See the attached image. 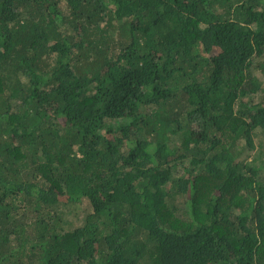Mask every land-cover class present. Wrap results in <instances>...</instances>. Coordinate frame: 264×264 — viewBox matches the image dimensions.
Wrapping results in <instances>:
<instances>
[{
	"label": "trees",
	"instance_id": "obj_1",
	"mask_svg": "<svg viewBox=\"0 0 264 264\" xmlns=\"http://www.w3.org/2000/svg\"><path fill=\"white\" fill-rule=\"evenodd\" d=\"M0 264H264V0H0Z\"/></svg>",
	"mask_w": 264,
	"mask_h": 264
},
{
	"label": "rangeland",
	"instance_id": "obj_2",
	"mask_svg": "<svg viewBox=\"0 0 264 264\" xmlns=\"http://www.w3.org/2000/svg\"><path fill=\"white\" fill-rule=\"evenodd\" d=\"M254 67H255V66H254ZM254 67H253V68H254ZM257 75H258V77H260V74H259V73H258ZM82 210H83V212H84V214H85V213H87V212L90 210V207L88 206V204H84ZM85 210H86V211H85ZM81 214H82V213H80V211L78 210V215H79V217L81 216ZM83 216H84V215H83Z\"/></svg>",
	"mask_w": 264,
	"mask_h": 264
}]
</instances>
